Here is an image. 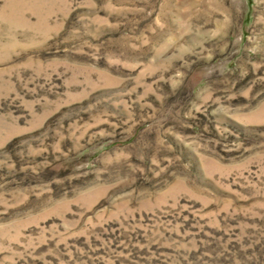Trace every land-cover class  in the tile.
<instances>
[{"label":"rangeland","instance_id":"rangeland-1","mask_svg":"<svg viewBox=\"0 0 264 264\" xmlns=\"http://www.w3.org/2000/svg\"><path fill=\"white\" fill-rule=\"evenodd\" d=\"M0 264H264V0H0Z\"/></svg>","mask_w":264,"mask_h":264}]
</instances>
